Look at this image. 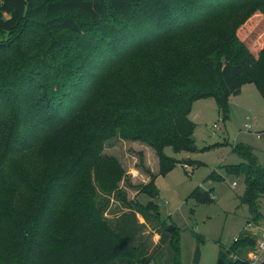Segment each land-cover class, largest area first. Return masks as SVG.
I'll return each mask as SVG.
<instances>
[{
	"label": "trees",
	"instance_id": "obj_1",
	"mask_svg": "<svg viewBox=\"0 0 264 264\" xmlns=\"http://www.w3.org/2000/svg\"><path fill=\"white\" fill-rule=\"evenodd\" d=\"M250 1L0 0V264L150 263L155 245L136 242L146 227L136 215L157 228L156 205L127 203L123 170L103 155V141L150 147L165 176L177 164L165 148L193 146L196 101L212 98L226 116L245 85L264 99V28L239 35L248 16L236 8ZM232 152L242 162L222 170L243 178L240 203L258 222L264 165L250 147ZM142 158L150 177L142 192L154 198L155 175ZM115 194L128 213L113 221L104 214ZM190 198L213 202L200 188ZM157 235L177 251L176 230ZM255 242L241 234L228 252Z\"/></svg>",
	"mask_w": 264,
	"mask_h": 264
},
{
	"label": "rangeland",
	"instance_id": "obj_2",
	"mask_svg": "<svg viewBox=\"0 0 264 264\" xmlns=\"http://www.w3.org/2000/svg\"><path fill=\"white\" fill-rule=\"evenodd\" d=\"M260 5H264V0H251L236 8L248 16L239 25L241 39L249 37L258 27L264 28V9L257 8ZM227 105L225 116L219 113L212 98L194 103L190 119L194 123L192 142L195 151L174 153L171 148H165L164 154L177 161L165 176L159 175L158 156L150 147L119 137L103 141V155L115 160L123 170L118 191L125 195L127 203L144 206L153 203L158 214L154 226L160 233L168 227L176 230L177 251L169 242L159 244L158 241L150 249L151 252L148 251L151 258L149 264H194L196 248L200 250L197 264H218L219 260L224 264L221 252L227 253L226 257L248 260L249 253L253 252L251 248L238 249L232 254L228 252L235 240L245 234L255 239L256 244L264 243V198L260 200L261 219L258 222L249 221L248 207L240 203L245 190L243 178L227 176L222 170L223 166H235L242 162L232 152L237 145L252 148L258 163L264 165V99L254 84H248L242 87L239 96L230 97ZM89 116L90 111L78 116L62 135H68L71 128L88 120ZM140 154L143 168L155 175L154 185L158 195L154 198L142 192L150 177L140 167ZM213 172L221 175L223 180H207ZM233 183L236 184L234 187ZM196 188L211 191L213 202L199 204L190 198ZM119 198L116 194L110 197L104 214L109 220L115 221L128 213V205ZM146 225L148 228L146 226L137 233L136 242L149 249L158 229L153 224Z\"/></svg>",
	"mask_w": 264,
	"mask_h": 264
},
{
	"label": "built area",
	"instance_id": "obj_3",
	"mask_svg": "<svg viewBox=\"0 0 264 264\" xmlns=\"http://www.w3.org/2000/svg\"><path fill=\"white\" fill-rule=\"evenodd\" d=\"M235 185H236L235 183L232 184L233 187ZM247 228L248 229L250 228L249 224ZM247 261L249 264H261L264 262V243L256 244V246L253 249V252L249 253Z\"/></svg>",
	"mask_w": 264,
	"mask_h": 264
},
{
	"label": "water",
	"instance_id": "obj_4",
	"mask_svg": "<svg viewBox=\"0 0 264 264\" xmlns=\"http://www.w3.org/2000/svg\"><path fill=\"white\" fill-rule=\"evenodd\" d=\"M190 151H195V147H193V146L190 147ZM174 230H175L174 227H168L166 229L167 232H171V231H174ZM199 258H200V250H199V248H196V251H195V254H194V260H193L194 264H197L199 262ZM218 264H222V261L219 260Z\"/></svg>",
	"mask_w": 264,
	"mask_h": 264
},
{
	"label": "crops",
	"instance_id": "obj_5",
	"mask_svg": "<svg viewBox=\"0 0 264 264\" xmlns=\"http://www.w3.org/2000/svg\"><path fill=\"white\" fill-rule=\"evenodd\" d=\"M136 220H137L138 224L146 225L144 219L140 215H136ZM147 228H148V226H147ZM159 238H160L159 235H155V237L153 238V241H152L153 242V244H152L153 246L158 242Z\"/></svg>",
	"mask_w": 264,
	"mask_h": 264
}]
</instances>
